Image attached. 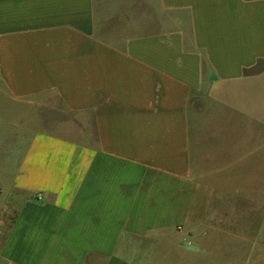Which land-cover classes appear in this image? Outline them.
<instances>
[{
  "label": "crops",
  "instance_id": "crops-1",
  "mask_svg": "<svg viewBox=\"0 0 264 264\" xmlns=\"http://www.w3.org/2000/svg\"><path fill=\"white\" fill-rule=\"evenodd\" d=\"M239 246L264 264V0H0V264Z\"/></svg>",
  "mask_w": 264,
  "mask_h": 264
},
{
  "label": "rangeland",
  "instance_id": "rangeland-1",
  "mask_svg": "<svg viewBox=\"0 0 264 264\" xmlns=\"http://www.w3.org/2000/svg\"><path fill=\"white\" fill-rule=\"evenodd\" d=\"M243 250H244V248H242V247H240L239 246V249H238V254H239V260H238V264H245V261H244V259H241V255H242V253H243ZM223 252V251H222ZM225 252V251H224ZM226 258H225V253H223V255H222V253H221V260H220V262H218L217 264H224L225 262H227L226 260H225ZM234 261V260H233Z\"/></svg>",
  "mask_w": 264,
  "mask_h": 264
}]
</instances>
